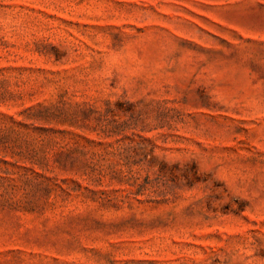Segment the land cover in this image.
I'll return each instance as SVG.
<instances>
[{"label":"rangeland","instance_id":"374dc122","mask_svg":"<svg viewBox=\"0 0 264 264\" xmlns=\"http://www.w3.org/2000/svg\"><path fill=\"white\" fill-rule=\"evenodd\" d=\"M0 264H264V0H0Z\"/></svg>","mask_w":264,"mask_h":264}]
</instances>
